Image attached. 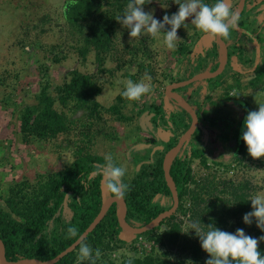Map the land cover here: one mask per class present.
Here are the masks:
<instances>
[{
	"label": "trees",
	"instance_id": "16d2710c",
	"mask_svg": "<svg viewBox=\"0 0 264 264\" xmlns=\"http://www.w3.org/2000/svg\"><path fill=\"white\" fill-rule=\"evenodd\" d=\"M144 2V7L151 4L150 0H144ZM127 4L128 0H67L65 2L63 15L71 32H77L75 34L78 44L77 53L85 58L88 53L93 52L98 72L101 74L107 72L105 68L107 57L115 50L114 38L122 26L115 18L124 13ZM238 25L242 26L239 23ZM243 35L238 34L235 27L230 30L229 37L224 39L226 43L231 42L232 57L236 58L245 69L254 71V76L244 83L242 74L233 71L230 67L232 72L228 77L218 76L205 80L209 87L204 97L211 102V105H216L212 92L219 88L222 90L217 97L223 102H229L235 98L230 96V93L249 89L258 91L264 88V67L256 63L258 57H264V48L260 50L259 56L256 48L252 54H245L244 47L241 45ZM212 44L213 46L199 53L195 58L187 55L185 70L189 71L190 77L206 68L210 61L219 58L218 46L215 42ZM179 50L182 54L192 52L185 44H182ZM66 58L67 56L55 55L53 61L59 63ZM69 75L70 79L55 87L54 91H51L49 83L43 85L39 94L36 95L37 103L25 106L20 113L22 142L30 144L32 140L49 141L62 135L69 136L75 124L77 125V122H74L69 115L72 113L75 115L80 111L84 112V116L78 122L81 123V134L84 138H88L97 124L105 121V114L116 117L122 122H132L133 117L125 115L124 110L135 101H129L121 93L115 97L113 105L104 107L97 100L102 88L96 84L94 76L84 74L77 69L71 71ZM203 88L204 86L200 87L196 92L199 93L201 90L202 94ZM235 99L239 101L240 98ZM191 104L198 105L199 102L195 104L191 101ZM152 107H155L153 112L156 118L165 120L167 125H170L169 121H172L171 124L173 122L176 124L174 138L169 146L176 144L181 134L188 129L190 120L185 121V114L180 111H170L168 118H165L163 107ZM209 112L200 106L198 108L200 119L214 124L213 119L207 117ZM240 135L237 132L234 135L237 141L236 159L239 161L241 157L255 163L254 158L248 154L246 144ZM193 138H198V134ZM88 140L90 142V138ZM81 143L83 145L79 146L75 152V160L64 169L47 175L34 186L28 187V183L23 181L11 188L10 196L6 200V208L0 207V238L4 243L9 261L55 258L83 234L100 212L103 204L102 178L94 173L97 166L105 164L106 160L105 157L93 155L90 152L85 153L84 143L86 142L83 140ZM191 155L192 158L175 157L170 168L181 200L178 212H186L187 209L184 208L182 201L187 199L190 202L191 215L198 224L205 223L206 226L214 223L224 231H227L231 225L242 226L252 234V237L264 236V232L256 226L255 219L251 225L243 222L244 214L252 210L251 202L247 201L250 197L248 192L252 190L251 182L248 180L237 182L232 179L216 182L214 177L199 180L193 173L192 161L199 158L200 164L206 167L208 158L203 149L198 148H193ZM162 158L161 154L155 159L153 165V187L151 185L147 187L142 183L141 174L135 176L128 185L126 184L125 196L128 198L126 199L129 206V218L137 222L138 226H145L162 213L163 207L153 202L156 194H171L165 181ZM257 163H259L257 167L264 165V158H259ZM225 194L228 196L226 197ZM176 216L173 215L161 223V226H167L161 232H159L161 227L159 226L139 235L155 241L159 247L155 246L149 253H145L133 245V255L125 256L120 264H129V261L131 264H183L182 255L181 258L172 256L178 244L182 245L181 253L189 252L191 256L189 264H205L206 261L203 260L205 251L199 239H189L184 235L182 222L178 221ZM69 227L76 228L75 236L68 234ZM120 231L118 208L115 203L102 222L83 240V243L90 245L93 249L92 259L78 261L79 245L75 251L66 255L57 264H116L109 254L114 249L128 245L119 238ZM164 247L167 248L166 251L160 253L159 249ZM258 248L264 252V241L259 242Z\"/></svg>",
	"mask_w": 264,
	"mask_h": 264
},
{
	"label": "rangeland",
	"instance_id": "374dc122",
	"mask_svg": "<svg viewBox=\"0 0 264 264\" xmlns=\"http://www.w3.org/2000/svg\"><path fill=\"white\" fill-rule=\"evenodd\" d=\"M66 1L0 0V207L2 208H6V200L9 198L13 186L26 181L28 187H31L47 175L64 169L75 160V152L79 146L83 145L81 142L85 140L81 134V123H78L79 119L84 116V112L80 111L75 115L73 113L69 115L74 122H77L69 136L62 135L49 141L32 140L30 144L22 142L20 113L25 106L37 103L36 95L39 94L43 85L49 83L51 91H54L55 87L70 79L71 71L77 69L95 77L96 84L102 88L97 100L107 108L113 105L115 97L124 91L129 79L133 81L143 79L144 82L151 85V93L135 103L129 104L124 110L125 115L133 117L132 122H122L116 117L105 114V121L97 124L84 143L85 153L90 152L93 155L104 157L111 155L115 163L118 164L120 160L126 161L125 151L134 144L133 142L141 141L145 135L146 137L149 135L146 131L143 133L141 129L137 132L138 128L132 127L139 121V112L151 106H161L167 111L176 107L169 100L165 88L172 84L175 78L184 77L187 55L190 58H195L199 53L204 52L197 47V42L200 36L205 33L195 29L194 26L190 32L183 27L178 29L177 34L180 39L176 41V46L172 49L164 45L163 36L153 37L151 34L144 33L131 38L129 30L121 26L114 38L115 50L107 57L105 65L107 72L101 74L98 72L93 52L88 53L85 58L77 53L78 44L75 35L77 32H71L63 15ZM239 1L228 0V4L234 10ZM204 2L212 4L214 0H204ZM178 8L179 5L175 4L173 0H153L149 6L144 7V10L146 12L154 10L155 17L162 20L165 14L171 15L177 12ZM190 20L191 18L186 22L190 24ZM238 21L239 24L243 23L245 28H248V31L257 38V44L263 49L264 1L249 0L246 3L243 16ZM237 26L239 27V25ZM240 29L242 28L237 29L238 34L242 35ZM245 34L243 37L246 36ZM130 40L131 42H129ZM182 44H185L192 52L182 54L179 50ZM241 45L245 47V54H252L257 47L255 43H251L245 38ZM55 55L67 56V58L55 63L53 61ZM234 62V70L237 68L240 70L238 72L242 73L241 78L244 83L254 76L253 71L245 72L244 67L242 68L236 60ZM258 65L264 67V57L259 58ZM186 87L190 90L193 88L192 85ZM221 90L219 88L213 91L212 96L219 105L223 106L224 102L218 100L217 97ZM193 91L198 95L196 98L199 102L196 105L197 108L199 106L201 108L212 107L211 102L205 99L204 94L201 92L198 94L196 90ZM230 96L240 98L239 101L235 98L229 101L231 118H225L226 114L228 116L225 111L224 119L228 120L227 122L220 121L219 125H216L203 120L198 131V138H193L185 145L180 157L192 158L191 150L193 148L203 149L208 158V166H202L198 162V158L193 159L191 164L197 179L205 178L208 173L215 171L219 174V176L215 175L216 182L229 179L237 182L248 180L252 184V190H249L248 193L252 195L264 191V165L257 167L259 158H254L253 162L255 163L241 157L238 161L236 159L237 141L234 135L236 132L242 135L244 123L241 130L238 127L247 112L258 110L259 104H264V88L258 91L249 89L248 91L234 92L230 93ZM217 118L219 117L217 116ZM134 138L135 140H133ZM126 142L128 144H125ZM137 152L130 150L129 154L132 157ZM263 158L261 157V159ZM103 195L105 198L108 196V187L105 181ZM225 196L227 197L228 194ZM189 204L190 202L186 199L184 201L186 212L176 214V219L182 222V232L188 231L189 222H196L191 215ZM189 210L191 211L190 215H188ZM199 225L202 230H207L205 223ZM165 228H167L166 225L161 226L159 232ZM237 228L244 229L242 226L231 225L227 231L235 232ZM244 231L252 236L247 229ZM184 235L189 239H197L194 230L188 234L184 233ZM181 247L182 245L178 244L172 252V256L181 258L182 255L183 264H189L191 256L189 252L181 253ZM166 249V247L159 249V252H165ZM126 252L129 256L133 254L128 248H126ZM208 258L209 254L205 252L203 260L206 261Z\"/></svg>",
	"mask_w": 264,
	"mask_h": 264
},
{
	"label": "clouds",
	"instance_id": "9594fccd",
	"mask_svg": "<svg viewBox=\"0 0 264 264\" xmlns=\"http://www.w3.org/2000/svg\"><path fill=\"white\" fill-rule=\"evenodd\" d=\"M173 2L179 5L178 11L171 15L165 14L160 20L155 17L154 10L152 12L144 10V0H128L124 13L115 19L129 30L131 38L144 33L153 37L163 36V43L169 49L174 48L176 41L180 39L177 33L181 27L190 32L194 26L203 33L227 38L230 30L238 25L239 14L236 9L230 8L228 0H215L212 4L205 3L204 0ZM189 18L190 24L186 22ZM151 91V85L143 79L140 81L129 79L122 96L129 101H138ZM241 139L251 157H264V104H259L258 110L247 112ZM105 160V164L97 166L94 175L100 176L117 198H122L127 188L123 182L126 169L115 163L111 155L106 156ZM247 201L251 202L252 210L244 214L243 222L251 225L255 219L256 226L264 232V191L250 195ZM187 227L188 231L182 233L188 234L194 230L202 249L209 254L205 264H264V252L258 248L259 242L264 241V236L252 237L242 228H237L235 232L224 231L214 223L206 225V231L202 230L197 222H189ZM67 231L70 236H75L77 232L74 227H69ZM79 245L78 261L91 260L92 247L83 243L82 239Z\"/></svg>",
	"mask_w": 264,
	"mask_h": 264
},
{
	"label": "flooded vegetation",
	"instance_id": "af4514ba",
	"mask_svg": "<svg viewBox=\"0 0 264 264\" xmlns=\"http://www.w3.org/2000/svg\"><path fill=\"white\" fill-rule=\"evenodd\" d=\"M248 1L249 0H247V3H248ZM263 1L264 0H262V2ZM237 6H238V4H237ZM244 12H245V9L243 10L242 14ZM239 18H241V16ZM238 23H239V21H238ZM241 25H242L241 26L242 29H240V32L246 33V35L248 36V37H246V36L245 37H242V40L245 38V39L249 40L251 43H255L256 44L257 43V40H256L257 38H255L248 31V28H245V26L243 25V23ZM205 34H202L200 36V38L203 35H205ZM208 35H210V34H208ZM210 36H211V38H214L215 37L213 35H210ZM214 42L218 46L219 54L221 55L220 46L216 42V39L213 40L212 43H214ZM228 43H229L228 46L230 47L231 42H228ZM212 46H213V44H212ZM203 49L204 50H207L209 48H206V45H204V48ZM244 50H245V47H244ZM219 64H220V61L217 63V65H214L213 68H217L219 66ZM238 64H240V63L238 62ZM257 65H258V63H257ZM231 66L233 67V64L232 63H230L229 66H227L224 69V71L219 76H224V77L227 76L228 77L229 74H231L230 73L231 72V68H230ZM243 69L245 70V72H250L251 71V70H248V69H245V68H243ZM253 73H254V71H253ZM199 82H202V81H199ZM187 86H190V85H187ZM166 88H165V92H166ZM184 88L187 89L186 86H180L179 88H177V92L183 97V99H185L188 102V104L190 106H192L195 109V113H196V115L198 117V126H197V129L195 130V132L193 133L192 137L188 140V142H185L184 143L183 148L180 149L176 153V156L175 157L180 156L182 150L185 148V145H187L189 143V141H191L193 139L194 135L199 134L198 133L199 128H200V126L203 123V120H201L200 117L198 116V108L196 107V105L191 104V101H193V100H195L194 101L195 104L198 102L197 99H196L198 97V95L192 89L191 90L190 89L185 90ZM186 93H188L189 95H187ZM194 93H195V95H194ZM166 94H167V92H166ZM198 94H200V93H198ZM169 100H171L172 103L174 104V106H176V107H174L172 110H168V111L163 108V112L165 114L164 115L165 118H168L170 111H180V112H184V114H185V117H184L185 118V121L190 120L189 122H190V125H191V123H192V116H191V114L187 110H185L184 108H182L178 104V102L175 99H173L172 97H170ZM211 106H212L211 108H205L208 112L210 111L208 113L207 117L213 119V121H214V123L216 125H219V122L220 121L221 122H223V121L224 122H227L228 121V120L226 121L224 119V112L225 111L228 113V116L226 114L225 118H227V119H228V117H229V119L231 118V115H230V112H231L230 107L231 106H230V103L229 102H224V105L223 106L221 104L219 105V103L216 102V105L215 106L214 105H211ZM153 108H155V107H152L151 106L150 108H144V110H142L141 112H139V115H140L139 121L134 126H132L134 128H136V127L138 128L137 132L141 129L143 131V133H145L144 131H146V133L148 132L149 135H147V137L145 135V137L141 141H135V142H133L134 144L131 145L129 148H127V150L125 151L124 158H125L126 161L123 162L122 160H120V162L118 163L119 166H122V167H124L126 169V175L123 178V182L125 184H127V185H128V183H130V182L133 181V179L135 178V176H137L138 174H141V178L140 179H141L142 183L144 185H147V187L150 186V185H151V187H153L152 186V184L154 183V176H153L154 169H153V165H154L155 159L157 157L161 156V154H162V157H163L162 158V167H163V161H164V158H165L166 154L174 146H176L178 144V142H179V140H178V142L176 144H174V145L172 144L171 146H169L170 143L172 142L173 138H174V131L176 129V124L174 122L171 124L172 121H169L168 123H170V125L169 124L167 125L165 120H162V119L160 120L159 118H156V115L153 112L154 111ZM212 114H214V116H212ZM217 116L219 118H217ZM241 126L242 125L240 124L238 128H241ZM183 134H181V136ZM181 136L179 137V139L181 138ZM86 140H87V138H85V142H86ZM133 140H135V138ZM125 144H128V142H126ZM130 150L131 151H138V152H137V154L135 153V156H132L131 157V155L129 154V151ZM99 156H102V155H99ZM102 157H104V156H102ZM175 157H174V159H175ZM198 162L199 163L201 162L199 158H198ZM133 163H134V165H132ZM207 166H208V163H207ZM207 172H208V170H207ZM193 173L195 174V172H193ZM215 175H218L219 176L218 172H215V171L212 172L211 171L210 173H208V176L207 177L210 178V179H213V177L215 178ZM146 178H147V181H146ZM202 179L203 178H201L199 180H202ZM102 181H101V183H102V192H103V183L104 182H102ZM166 184H167V182H166ZM175 184H176V182H175ZM176 187H177V185H176ZM191 187H193V185H191ZM150 189H152V188H150ZM178 191L179 190H178V187H177V193H178ZM170 193H171L170 195H165L163 193H158L153 198V202L156 205H158L159 207H163L162 208L163 209L162 212L171 209L173 207V205H174V198H173V195H172L171 190H170ZM125 195L126 194H124L123 197L127 198ZM111 196H115V194L111 193L110 189L108 188V196H107V198H109ZM107 198H105V196L103 195V201L105 199H107ZM178 198H179V206L176 209V211L173 213V215L178 214V210L180 208L181 200H180L179 194H178ZM182 203H184V201H182ZM64 204H65V201H64ZM116 206L118 208V218H119V223H120V217H119L120 207L118 205V202L116 203ZM167 219L163 220L162 222L166 221ZM127 222H128V226L131 227L133 230H137L139 227H142V226H138V223L135 222V221H132L130 218L128 219ZM135 225H137V226L135 227ZM159 226H161V224ZM121 234H122V229H121V231L119 233V238L120 239H121ZM138 236H132V237H130L131 238L130 241H124L122 239L121 240L124 241V242H126L128 244L129 242L134 241V239L137 238Z\"/></svg>",
	"mask_w": 264,
	"mask_h": 264
},
{
	"label": "water",
	"instance_id": "95a60500",
	"mask_svg": "<svg viewBox=\"0 0 264 264\" xmlns=\"http://www.w3.org/2000/svg\"><path fill=\"white\" fill-rule=\"evenodd\" d=\"M247 0H240L238 3V6L236 8V12L239 14V17L241 16L243 10L246 7ZM237 29L239 28L238 26L236 27ZM216 42L220 46L222 50V56H221V61L220 64L217 68H211L204 70L202 72H199L192 76L191 78L187 79H179L174 81L172 84H170L166 88V92L170 97L175 99L178 104L187 110L191 116H192V123L189 126V128L185 131V133L181 136L179 139V142L176 146H174L165 156L164 161H163V171H164V176L165 180L167 182V185L169 186L173 198H174V205L171 209L166 210L159 214L154 220H152L150 223L146 224L145 226L139 227L137 230H133L131 227L128 226V219H129V206H128V201L125 197L122 198H117V196H111L103 201L102 207L98 215L95 217L93 222L89 225V227L83 232V234L72 244L70 245L67 249H65L63 252H61L59 255H57L53 259L49 260H41L38 258H30V259H22L17 262H11L7 259L6 256V250L3 241L0 238V264H57L62 258H64L66 255L69 253L73 252L76 250V248L79 246V241H82L88 237L90 233L93 232V230L102 222V220L105 218L106 214L108 213L109 209L111 206L116 202L122 200L123 204L122 207L120 208L119 211V217H120V226L122 229V234H121V239L124 241H130V237L132 236H138L140 234H143L145 232L151 231L158 227L161 222L170 216L173 215V213L176 211V209L179 206V198H178V193H177V187L175 184V181L170 173V168L171 164L173 162L174 157L176 156V153L183 148L184 143L188 142V140L192 137L193 133L197 129L198 126V117L195 113V109L188 104V102L183 99V97L177 92L176 87L178 86H187L191 85L194 83H197L199 81H204L212 78L218 77L224 69L229 66V64L232 62L233 58L231 56V49L224 40L223 37L215 36ZM211 36L208 34L203 35L199 41L197 42V46L201 51H203V44H211ZM257 47V52L258 56L260 53V47L256 43ZM259 61V57H258ZM257 61V63H258ZM104 182V181H102ZM66 201V200H65ZM66 204V202H65Z\"/></svg>",
	"mask_w": 264,
	"mask_h": 264
},
{
	"label": "built area",
	"instance_id": "2783aa9c",
	"mask_svg": "<svg viewBox=\"0 0 264 264\" xmlns=\"http://www.w3.org/2000/svg\"><path fill=\"white\" fill-rule=\"evenodd\" d=\"M190 206V204H189ZM191 214V211L189 210L188 215ZM137 225H135L136 227ZM135 240H138L137 242H135ZM136 246L139 248V250L141 252H145V253H149L153 247H159L157 246V244L155 243V241L152 240H148L147 238H144L143 236H139L137 238L134 239V241L129 242L128 245L126 246H121L118 249H114V251H112L109 256L111 257V259L116 263V264H120L122 259L125 256H129L126 252V248L131 249V251L133 252L134 250H132V246ZM133 255V254H132Z\"/></svg>",
	"mask_w": 264,
	"mask_h": 264
},
{
	"label": "crops",
	"instance_id": "0c3cea01",
	"mask_svg": "<svg viewBox=\"0 0 264 264\" xmlns=\"http://www.w3.org/2000/svg\"><path fill=\"white\" fill-rule=\"evenodd\" d=\"M213 40H215V37L214 38H211V44H207L206 45V48H210L211 46H212V42H213ZM228 45H229V43H227ZM203 48H204V44H203ZM201 51V50H200ZM220 52H221V55L219 56L220 58H218L217 60H213V61H210L209 62V64L206 66V68H204V69H202L200 72H202V71H204V70H207V69H211V68H213V66L214 65H217V63L219 62V61H221V56H222V50H221V48H220ZM220 59V60H219ZM237 61V59L236 58H234L233 57V60H232V64H233V67H232V70L233 71H240V70H237V69H235L234 70V66H235V60ZM187 65V64H186ZM242 68H243V65L240 63L239 64ZM185 69H186V67H185ZM232 72V71H231ZM230 72V73H231ZM199 73V72H198ZM197 74V73H196ZM242 74V73H241ZM195 75V74H194ZM183 76L185 77H178V78H175L174 80H173V82L174 81H176V80H179V79H187V78H191V77H187V76H189V71L187 72L186 70L183 72ZM187 77V78H186ZM214 79V78H213ZM243 81V80H242ZM172 82V83H173ZM244 82V81H243ZM202 86H204V88H203V90H202V94H204V96H205V94L207 93V88L209 87V84L207 83V82H205V80H204V82L202 81V82H197V83H195L194 85H193V88H192V90H196V91H198V89L200 88V87H202ZM180 86H178V87H176V90H177V88H179ZM168 94V93H167ZM168 97L170 98V95H168ZM244 121V117L242 118V121H241V125H242V122Z\"/></svg>",
	"mask_w": 264,
	"mask_h": 264
},
{
	"label": "bare ground",
	"instance_id": "6f19581e",
	"mask_svg": "<svg viewBox=\"0 0 264 264\" xmlns=\"http://www.w3.org/2000/svg\"><path fill=\"white\" fill-rule=\"evenodd\" d=\"M122 204H123L122 200L118 201V205H119L120 208L122 207Z\"/></svg>",
	"mask_w": 264,
	"mask_h": 264
}]
</instances>
